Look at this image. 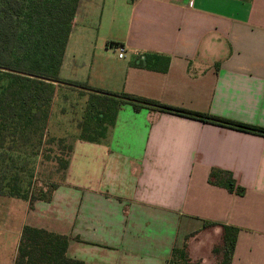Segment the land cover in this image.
Instances as JSON below:
<instances>
[{"label":"crops","instance_id":"crops-1","mask_svg":"<svg viewBox=\"0 0 264 264\" xmlns=\"http://www.w3.org/2000/svg\"><path fill=\"white\" fill-rule=\"evenodd\" d=\"M59 78L264 128V0H79ZM86 148L25 216L69 237V258L168 264L192 235L189 261L218 264L202 239L221 250L229 226L231 264H264V137L123 105Z\"/></svg>","mask_w":264,"mask_h":264},{"label":"trees","instance_id":"trees-1","mask_svg":"<svg viewBox=\"0 0 264 264\" xmlns=\"http://www.w3.org/2000/svg\"><path fill=\"white\" fill-rule=\"evenodd\" d=\"M79 0H0V148L10 144L45 145L50 149L55 137L48 136L47 123L52 100L58 88L81 92L86 96L82 122L77 126L78 139L100 143L115 125L121 106L130 105L135 112L142 109L176 115L203 123L264 137V128L253 127L209 114L196 113L125 93L95 89L85 83L62 80L59 69ZM166 63L168 59L156 57ZM57 143L62 140H57ZM72 147L69 148L71 153ZM36 155L33 154V156ZM57 161H60L56 156ZM69 157L63 161L65 172ZM229 192L243 193L234 182H212ZM51 188V189H50ZM49 191L23 193L16 181L9 179L0 194L27 201L49 202L55 185ZM47 189V190H48ZM212 223H204L208 227ZM223 228L222 258L218 264H231L238 229ZM186 236L180 249H173L168 264L191 263L187 257ZM69 237L44 229L23 226L13 264H84L67 256Z\"/></svg>","mask_w":264,"mask_h":264},{"label":"rangeland","instance_id":"rangeland-1","mask_svg":"<svg viewBox=\"0 0 264 264\" xmlns=\"http://www.w3.org/2000/svg\"><path fill=\"white\" fill-rule=\"evenodd\" d=\"M86 96L81 92L58 88L52 100L47 123L48 136L62 142L50 145L10 144L8 150L0 148V191L5 183L15 180L23 193L49 191V186L62 182L63 161L70 156V163L87 154V142L78 139L77 126L82 122ZM72 147V153L69 148ZM33 156V154H35ZM56 156L60 161H57ZM48 189V190H47ZM51 189V188H50ZM36 196V197H37ZM33 203L0 194V264H13L25 216L33 209ZM219 236L208 232L202 239L200 252L203 257H215L219 250Z\"/></svg>","mask_w":264,"mask_h":264},{"label":"built area","instance_id":"built-area-1","mask_svg":"<svg viewBox=\"0 0 264 264\" xmlns=\"http://www.w3.org/2000/svg\"><path fill=\"white\" fill-rule=\"evenodd\" d=\"M118 57L123 58L125 54V49L123 47H117Z\"/></svg>","mask_w":264,"mask_h":264}]
</instances>
